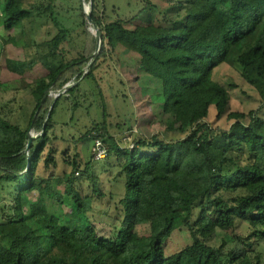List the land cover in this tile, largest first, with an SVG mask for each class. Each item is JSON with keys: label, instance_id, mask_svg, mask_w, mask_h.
<instances>
[{"label": "trees", "instance_id": "trees-1", "mask_svg": "<svg viewBox=\"0 0 264 264\" xmlns=\"http://www.w3.org/2000/svg\"><path fill=\"white\" fill-rule=\"evenodd\" d=\"M92 1L93 21L106 34L112 52L120 37L153 46L138 49L129 43L140 57V70L156 83V89L144 87L151 115H143L140 128L160 130L134 135L131 146L123 147L106 124L92 129L96 131L92 140L102 139L109 151L106 160L114 161L118 177L125 179L124 192L109 195L114 203L106 222L110 230L101 235L91 213L94 202L106 194L90 170L96 161L93 146L84 168L79 154L73 161L66 159L71 172L63 176L55 174L57 150L51 147L44 160V171L51 172L47 178L40 169L53 143L50 132L63 97L48 98L44 113L35 118L45 94L63 90L64 73L93 57L96 39L87 56L85 47L76 59L66 62L61 57L59 66L45 68L24 87L35 102L26 126L10 123L0 114V132L20 137L13 145L0 137V194L11 199L0 206V264H264V0H189L177 7L184 11L182 19L164 16L160 23L146 26L139 17L109 21L99 15V0ZM35 13L58 26L52 5L28 7L24 0H0V27L8 43L18 46L14 33L23 31L24 22ZM137 20L134 29L126 27ZM67 39L65 30H59L41 57L61 54ZM107 54L103 49V58ZM11 63L9 68L22 75L37 66L36 61ZM222 66L239 68L242 80L260 97L258 110L233 109L237 85L219 81ZM100 67L95 63L87 74L80 67L78 83L96 82ZM80 89L81 84L71 88L64 99H77ZM212 107L216 115L209 118ZM32 132L39 135L26 152ZM164 132L176 138H167ZM89 135L75 144L87 142ZM80 172L82 177H76ZM88 182L92 195L85 193ZM49 183L53 190L64 186L61 200L45 194ZM33 194L37 201L31 203ZM179 223L192 243L168 255V241ZM242 223L246 235L233 234L218 244L219 232L233 233ZM141 227L149 229L148 236L140 235Z\"/></svg>", "mask_w": 264, "mask_h": 264}, {"label": "rangeland", "instance_id": "rangeland-1", "mask_svg": "<svg viewBox=\"0 0 264 264\" xmlns=\"http://www.w3.org/2000/svg\"><path fill=\"white\" fill-rule=\"evenodd\" d=\"M11 0H1L2 3ZM26 6L33 7L39 4L45 7L52 5L54 19L58 26L54 25L48 17L39 16L37 13L33 17L24 22V30L14 33L16 38L14 42L18 46L8 43V36L4 29L0 27V114L10 123L20 124L25 127L27 117H30L34 109L35 102L32 93L29 89H24L30 83H33L37 77L44 73L45 68H52L59 66L62 62L61 57L65 61H70L79 57V52L84 51L86 47V56L93 49V40L96 39V30L86 22L88 14L92 15L94 10V2L90 0L87 4L84 0H24ZM189 0H99V10L109 21H116L118 19L128 20L134 17H139L144 21V25L150 23H160L164 16L168 19L176 20L182 19L184 11L177 8L178 5H187ZM145 8L146 12L141 14ZM93 19V16H92ZM138 20L132 25H126L129 29H134ZM65 30L68 39L61 45L60 53H48L47 42L51 41L59 32ZM86 30V32H85ZM86 34L87 38H86ZM5 39V40H4ZM129 40L128 43L125 40ZM122 41V42H121ZM7 42V43H6ZM137 45L138 49L145 47H153L150 43L137 40L133 38H122L114 40L115 49L112 52L107 36L103 33V49L108 51V56L103 58L101 53L97 61L101 67L96 71V82L86 80L78 83V77L81 75L78 72L80 67L88 71V63L94 58V54L81 64H77L68 69L64 73L62 82L66 88L60 97L63 99L59 103V107L54 115L55 127L50 132L52 144L47 147L42 159V168L40 173L47 178L51 177V172L44 171V160L47 157L48 150L52 147L57 150L58 167L55 170L57 176H63L64 172L70 173L71 166L65 160L73 161L76 154L80 155L79 161L82 168L85 167L91 153V148L94 144L92 140L96 131L92 129L96 125L101 127L106 124L111 136L117 139V142L123 146H131V141L134 135H148V133H158L160 128L157 126H148L146 129L140 128L139 122L142 123L143 115H151L149 107L145 106L144 87L149 89H156V83L148 81L146 74L140 70V57L136 52L131 51V45ZM136 47V46H135ZM102 49V52H103ZM151 49V48H149ZM82 51V52H83ZM93 52V51H92ZM147 51L145 50L144 53ZM146 55V54H145ZM147 60L148 57L146 56ZM146 60V61H147ZM12 62L28 63L32 61L37 62V66L31 71L25 72L24 75L14 71L9 65ZM96 62V63H97ZM19 63V64H18ZM87 63V64H86ZM15 65V66H16ZM219 81L222 83H234L237 85L233 92V109L248 113L251 110H258L261 106L260 97L254 89L245 83L241 76L239 68L231 66H222L219 68ZM139 80L136 82V80ZM123 83V84H122ZM138 83V85L136 84ZM81 84V89L76 92L77 99L65 100L68 97V89L76 87ZM98 85V86H97ZM68 87V88H67ZM149 91V90H148ZM57 92V91H56ZM152 92V91H151ZM56 99L58 94L51 92ZM58 97V98H60ZM48 101L46 104H51ZM79 103V107L75 108V104ZM45 108H41L36 113L37 118L44 113ZM209 118H214L216 115L215 108L212 107L209 112ZM121 126L122 129L119 127ZM220 127H227L226 123L219 124ZM163 131V130H162ZM90 133L89 140L85 143L75 144L74 140L80 139L87 133ZM0 132V137L7 140L10 145L20 140L17 135H4ZM167 138H176L170 133H165ZM39 134L33 133L32 136L38 137ZM66 152L67 158L63 153ZM65 155V156H66ZM114 161H92L90 165L91 172L93 171L99 180V188L106 197L102 200H96L93 204V211L91 215L97 217L95 225L101 235L109 233L107 227V220L110 214H113L112 208L114 203L110 200V193L120 195L124 192L123 177L119 178V170L114 164ZM52 170V171H54ZM82 172L76 177H82ZM92 184L90 182L85 184V193L92 195ZM45 194L55 200L63 198L64 186L58 187L56 190L52 189L51 184H47L44 188ZM11 201L6 196V193L0 194V206L5 205ZM31 203L36 202L35 194L29 198ZM7 205V204H6ZM67 213L74 214L75 212L65 209ZM141 236H148L149 229L146 227L139 228ZM248 233L245 224H239L233 233L218 234V244L223 240H229L231 235L239 234L246 235ZM192 243L191 237L184 226L180 223L176 225V229L172 237L168 241L167 254L171 255L184 249Z\"/></svg>", "mask_w": 264, "mask_h": 264}, {"label": "water", "instance_id": "water-1", "mask_svg": "<svg viewBox=\"0 0 264 264\" xmlns=\"http://www.w3.org/2000/svg\"><path fill=\"white\" fill-rule=\"evenodd\" d=\"M86 22H88V24H90L92 27H94L96 29V52L94 55V58L92 59V61L90 63H88V71L90 70V68L98 61V58L100 57L101 53H102V49H103V33L104 31L101 29V27L92 19V15L88 14L86 15ZM95 60H97L95 62ZM88 71L83 70L84 74H87ZM68 88V87H67ZM65 90H67L66 88H64V90L60 91V92H56V94H58V97H60L62 95V93L65 92ZM70 90V89H68ZM50 97H54L51 95V92H47L42 100L41 103V107L39 108V110L42 108V106L44 105V103L47 101L48 98ZM56 97V99L58 98ZM38 110V111H39ZM35 137L32 136V133L29 134V140H28V144L27 147L25 149L26 152H28L33 144Z\"/></svg>", "mask_w": 264, "mask_h": 264}, {"label": "built area", "instance_id": "built-area-1", "mask_svg": "<svg viewBox=\"0 0 264 264\" xmlns=\"http://www.w3.org/2000/svg\"><path fill=\"white\" fill-rule=\"evenodd\" d=\"M93 154L96 161H101L108 158L109 151L102 139L99 137L94 139Z\"/></svg>", "mask_w": 264, "mask_h": 264}, {"label": "bare ground", "instance_id": "bare-ground-1", "mask_svg": "<svg viewBox=\"0 0 264 264\" xmlns=\"http://www.w3.org/2000/svg\"><path fill=\"white\" fill-rule=\"evenodd\" d=\"M94 28V27H93ZM95 29V28H94ZM96 30V29H95Z\"/></svg>", "mask_w": 264, "mask_h": 264}]
</instances>
